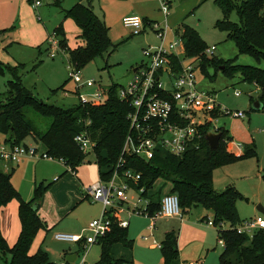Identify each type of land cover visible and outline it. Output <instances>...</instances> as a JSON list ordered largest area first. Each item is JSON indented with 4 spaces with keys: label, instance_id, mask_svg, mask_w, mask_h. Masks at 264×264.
I'll return each instance as SVG.
<instances>
[{
    "label": "trees",
    "instance_id": "16d2710c",
    "mask_svg": "<svg viewBox=\"0 0 264 264\" xmlns=\"http://www.w3.org/2000/svg\"><path fill=\"white\" fill-rule=\"evenodd\" d=\"M89 1V0H88ZM222 12L217 26L227 32L238 50L239 54L253 57L258 63L264 62V0H214ZM235 11L238 22H231L229 15ZM65 17L72 18L79 30L80 38L84 44L69 49L64 41V29L61 24L55 29V37H59V49L68 50V61L75 69L81 70L88 62L102 56L111 46L108 28L104 21L93 11L90 2L86 4L78 1L68 9L63 10ZM181 39L185 55L194 59L199 58V67L205 72L207 66L220 68L230 75H238L239 80L250 83L257 91L256 99L262 103L264 109V66H254L235 63V58L219 60L216 57L208 59L203 54L206 48L198 32L191 26L183 24ZM42 61L40 60L35 69ZM175 70L179 69L175 61ZM23 64L14 67L0 63V72L3 68L10 71L7 89L3 99H0V133L5 136L4 142L17 145L24 144V139L33 135L41 145L43 151L62 160L74 169L84 159L74 141V136L82 130H87L90 138L95 142L94 150L97 163L106 168L101 176L110 177L121 148L128 133L129 120L127 115L133 111L128 102L117 96L120 87L111 83L106 87L105 100L99 105L80 104L63 107L50 104L40 99L30 88L26 87L18 73ZM64 83L59 86L63 90ZM55 90L52 91L54 93ZM252 100L253 97L250 96ZM47 118L49 123L44 130H39L36 124L27 116V112ZM212 116H218L217 111ZM90 120L89 125L85 122ZM209 123L199 127L202 134L198 147L190 148L181 156L158 150L155 155L145 160L136 156H125L123 169L131 168L140 173L136 188L144 187L148 191L155 180L161 178L171 185L170 192L175 193L179 199L182 211L192 206H202L213 213V222L227 223L234 226L240 222L236 201L241 197L234 186L228 185L223 190H217L212 182V174L216 168L254 156L252 149L240 155L227 150L226 141L230 140L229 132L218 128L221 134L218 146L210 148L206 135L209 132ZM264 184V171L261 174ZM132 185V181H129ZM43 187L40 184L35 189V196L29 201L20 198L19 193L11 183V173L0 169V208L12 199L18 200V216L20 232L13 246H8L0 232V256L10 255L6 264H55L48 255L39 249L29 254V248L36 233L45 229L46 223L38 214V199L41 197ZM144 192V194H145ZM159 208L158 203H151L149 213L153 214ZM110 230L98 239L100 244V264H132L121 258H114L111 247L114 243H122L131 247L127 238L126 228H121L112 218ZM219 236L224 239L225 245L219 254V264H264V229L256 231L252 237L237 233L234 229H221ZM163 264H175L178 250L176 233L171 231L165 234L161 243Z\"/></svg>",
    "mask_w": 264,
    "mask_h": 264
},
{
    "label": "rangeland",
    "instance_id": "374dc122",
    "mask_svg": "<svg viewBox=\"0 0 264 264\" xmlns=\"http://www.w3.org/2000/svg\"><path fill=\"white\" fill-rule=\"evenodd\" d=\"M40 1L41 5L34 9L30 0H0V61L10 67L23 64L25 68L18 69V73L22 77L24 85L32 91L34 88V93H37L36 95L43 101L63 107L72 106L78 102V98L73 93L74 85L68 76V50L58 49L54 57H50L48 51L52 50L51 39L59 40V37H55L54 34L59 24L63 26L65 33L63 38L70 50L81 45L83 40L80 38L76 22L63 15L64 9H68L73 3L81 0ZM81 2L86 4L90 0ZM91 3L95 13L99 14L108 28L112 46L102 56L94 58L81 67L82 81L93 78L101 87L108 86L112 82L125 85V80L131 74L132 68L144 60L142 49L158 45L159 40L151 27L154 24L163 25L165 23L164 14L160 10L158 0H142V3H138L137 0H91ZM133 13L147 18L151 24L150 26L145 25L143 32L137 35H131L130 31L122 24V18ZM221 17L222 12L214 0H169L166 24L171 30H180L183 24L193 27L206 47L215 46L212 56L219 60L235 58L237 64L264 66L263 61L258 63L253 57L238 53L235 43L228 38L227 32L217 26V21ZM229 19L231 22H238L235 11L230 13ZM178 52L182 53V50L178 48ZM212 56H207V58L211 59ZM40 60L42 62L33 69ZM194 64L197 66L195 73L198 89L212 91L216 100L223 107L230 110H241L246 117L244 120H240L222 115L213 121L212 126L224 128L230 132L242 153L249 149L255 152L254 156H248L215 169L213 172L214 181L216 184H222L227 177L237 178L238 182L244 185V191L254 193L255 189L249 185L247 179H244L250 175V171H256L259 166L264 167V131L261 130L264 129V109L249 110L250 96L256 95V92H253L254 86L239 80L237 74L230 77L228 73L212 65L207 66L203 72L199 67V62H194ZM10 77V71L3 68L0 72V99H3L5 95L7 81ZM63 83V90L57 89ZM234 89L239 90L241 94L235 96ZM53 90H55L54 93H52ZM81 91L87 92L86 89ZM27 116L39 130H44L49 123L47 118L32 111L27 112ZM1 141L0 134V145ZM27 142L32 143L38 149L41 146L30 140ZM226 145L227 148L230 145L232 147V140H227ZM95 159L96 156L92 150L84 153L83 163L86 166L87 175L95 173L93 166ZM24 163L21 168L15 166V173H17L13 180L19 187V191L17 189L16 191L20 192V198L25 201L33 199L35 189L41 184L43 191L37 203L41 202L39 211L43 214L49 228L55 227V223L52 224V222L60 217L61 221L58 225L70 224L79 229L70 232L59 227L54 230L55 232L85 236L90 234L86 227L92 219L100 216L102 206L85 199L87 189H83L80 185L76 187L74 184L77 200L68 210L69 212L72 209L71 215L67 216L60 209L73 196L69 188L73 184L71 181L74 177L69 172L62 173L64 168L57 163L56 159L31 158L25 159ZM161 184V180H156L152 189L160 187ZM262 198L260 203L263 206V192ZM254 201L259 203L257 200ZM252 207V204L242 203L237 211L239 218L249 216ZM74 215L77 218H74ZM162 220L157 221V228L160 223L162 224ZM133 223L140 225L143 224V221L140 219L131 220L130 228ZM61 243L67 244L68 247L67 242ZM99 250L98 243H95L88 254L89 259L96 261V264H99L97 259ZM219 250L220 245H217L216 251Z\"/></svg>",
    "mask_w": 264,
    "mask_h": 264
},
{
    "label": "built area",
    "instance_id": "2783aa9c",
    "mask_svg": "<svg viewBox=\"0 0 264 264\" xmlns=\"http://www.w3.org/2000/svg\"><path fill=\"white\" fill-rule=\"evenodd\" d=\"M31 2L34 8L41 5L40 0H31ZM158 2L164 14L165 23L154 24L151 28L159 43L142 49L144 60L132 69L130 80L125 85H120L117 90L118 98L133 107V111L127 115L129 128L120 157L108 179L100 178L86 190L92 202L102 204V212L98 218L88 223L86 230L90 234L85 236L57 233L55 234L57 240L82 241L86 246L93 244L110 230L112 218L122 228L128 225L127 219L119 217V213L123 212L129 216L148 218L151 224L158 218L179 216L182 211L179 199L177 194L171 192L161 196L157 211L153 214L149 213L150 201L144 196L145 188L135 187L140 179V173L134 172L131 168H122L125 156L149 160L158 150L181 156L188 149L198 147V141L202 136L200 126L209 123L208 133H217L218 127L212 126V123L220 115H228L232 118L245 117L241 110L223 107L216 100L213 92L197 88L195 73L197 66L194 62H199V58L194 59L185 55L181 31L171 30L166 24L169 0H158ZM122 24L131 35L140 34L145 29L143 18L137 14L123 17ZM178 48L182 50V53L178 52ZM51 49L49 56L54 57L56 50L59 49L54 38L51 39ZM214 50L215 46H207L203 54L212 56ZM174 60L179 66L177 71ZM68 76L74 85L73 93L76 94L80 104L99 105L104 102L106 87H101L93 78L82 81L81 71L75 69L70 63ZM82 89H86L87 92H82ZM90 90L91 92H88ZM233 94L238 96L241 92L234 89ZM213 111H217L218 116H212ZM89 124L90 120H87L85 125ZM74 141L82 153L94 150L95 142L85 129L74 136ZM23 157L53 159L34 146L11 145L5 142L0 145L2 162L16 163ZM129 181L133 184L131 185ZM206 223L214 225L210 219H207ZM218 228H223L222 223L218 224ZM227 228L251 237L256 231L264 229V216L249 217ZM152 243L161 248V243L155 240ZM218 243L221 247L225 245L222 237L218 239ZM75 264H85V254ZM180 264L202 263L190 261Z\"/></svg>",
    "mask_w": 264,
    "mask_h": 264
},
{
    "label": "crops",
    "instance_id": "0c3cea01",
    "mask_svg": "<svg viewBox=\"0 0 264 264\" xmlns=\"http://www.w3.org/2000/svg\"><path fill=\"white\" fill-rule=\"evenodd\" d=\"M137 2L142 3V0H137ZM30 3H32L31 0H30ZM90 4L92 6L91 0H90ZM92 9H93V6H92ZM263 12H264V9H263ZM96 15L99 17V14H96ZM143 20H144L145 25L150 24L149 22L150 20H148L147 18H143ZM83 44L84 42L82 41L81 45ZM48 55H49V51H48ZM0 58H1V55H0ZM0 63L2 62L0 61ZM24 68L25 66L21 69L23 70ZM131 73H132V70H131ZM131 75L132 74L127 76V79L125 80L126 82L124 84H126L130 80ZM105 87H108V86H105ZM33 92H35L34 88H33ZM253 92H256L255 94L257 95V91L255 89H253ZM256 95L252 96L253 97L252 100L249 99V110H253V111L262 110V108L259 110L252 109L253 102L257 100ZM245 118L246 117L237 118V119L244 120ZM261 130L264 131V129H261ZM1 136H2L1 142L4 143L5 136L3 134H1ZM229 136L231 137L233 146L231 147L230 145V147L227 148V150L235 155L242 154V152L239 149L238 144L235 142L233 135L230 132H229ZM28 140L33 141L34 143H38L37 139L33 135L27 136L24 139L23 143L28 146L36 147L32 143H28L27 142ZM41 151H43L42 147L40 148V152ZM31 158L32 157H23L19 162H16V163L2 162L0 160V169H2L4 172L11 173V178H12L11 183L13 187L17 189L18 191H19V187L16 186L15 183L13 182L14 177L16 176V173H17V172L15 173V169L16 167L21 168V165H23V163L25 162V159H31ZM37 158H41V157H37ZM33 159H36V158H33ZM43 159H47V158H43ZM95 160H96L95 164H93L95 168V173L87 175L86 170H85L86 166L83 163L84 159L81 162V164L76 166L74 169L70 168L62 160L56 159L57 163H59V165H61V167L64 168L62 173L66 171V172H69L72 177H74V179L71 181L73 184L69 188L73 196L69 199L70 201L68 200L62 205L60 210L61 212H63V214L65 213V215L67 216L71 215L70 212L72 209L69 212L68 210L70 206H72L77 200L76 198L77 195H76V192L74 191V184L76 185V187L80 185L81 187H83V189H87L91 185L95 184L97 180L100 178L106 180L105 176H101L102 173L106 172V168L103 165L100 166L97 163V158ZM7 166L10 168H8ZM263 171H264V167L259 166L256 171L252 170L249 172L250 174L249 176L244 177V179L248 180L249 185L255 189L254 193L244 191L243 190L244 185L239 183L237 178L227 177V179L222 184H216V182L214 181V176L212 174V182H213L214 187L217 190L221 191L226 186L232 185L240 193L241 197L237 199L236 201L237 211L239 210V207H241L242 203L246 202V204L253 205L249 213V216L244 217V218H239L240 222L249 217H254L257 215L264 216V213L258 211L256 208L257 206H261L264 209V204L262 206L260 203L263 200L262 192L264 193V184H263V180L261 177V174ZM69 179L71 180V177ZM157 180L162 181V184L160 185V187L153 190L152 189L154 185L153 183L152 187L148 191H146L144 194L145 198H147L150 201V204L159 203L161 196L170 192L171 185L169 182H166L165 180L161 178ZM84 197L88 201L92 202L86 193ZM254 200H257L259 203H255L256 201ZM92 203H98L102 206L100 202H92ZM40 206H41V202L40 204L38 203V214L41 217V219L45 221L43 214L39 211ZM119 217L122 219L128 220V225L124 228H126L127 230V238L128 240L131 241V247H126L122 243H119V242L114 243L111 247V254L114 258H121L128 262H131L132 264H163V257H162V253L160 250L161 248L154 246L152 241L155 240L159 243H162L165 237V234L167 232L173 231L176 233V242H177V250H178V255H177L175 264H180L182 262H190V261H199L202 264H219V259H218L219 254L221 253L222 248H223L220 246V250L216 251V247L217 245H219L218 243V239L220 238L219 230L225 229L229 225L227 223L220 222L222 223L223 228H218V224L220 223L215 224L213 222L214 225L207 224L206 223L207 219H210L213 221V213L209 209H206L200 205L192 206L188 210L181 211V214L179 216L170 217V218H158L154 220L152 224L148 218H145L142 216H134V215L129 216L128 214L124 212L119 213ZM74 218H77V217L74 215ZM137 219L142 220L143 224L137 225L136 223H133V226L130 228L131 220L134 221ZM159 219H163L162 220L163 222L162 224L158 223L159 225L157 228V221ZM62 220L64 221V218H62ZM60 221H61V218L58 217L54 222H52V224L55 223L54 225L55 227L53 228H49V225H47V223L45 222L46 227L45 229H40L36 233V236L34 237L32 244L30 245L29 254H34L39 249H41L47 253L49 260L55 264H75L79 262V260L81 259V256L85 254V264H96V261H91V259H89L88 254L92 250L94 244L98 243V241L88 246H86V244L82 241L67 242L68 243V247H67V244L61 243V242H66V241L57 240L55 238V234L65 233V232H55L54 230L55 229L57 230L59 229V227H61L64 230L73 232V231H77L79 228L76 226H72L70 224L58 225ZM20 228H21V225H20V220L18 216V200L12 199L6 205L0 208V232L2 236L4 237V239L6 240L8 246L11 247L16 242L17 237L20 232ZM69 234H75V233H69ZM247 237H250V236H247ZM52 242L55 244H51ZM98 245L100 248L99 243ZM100 250L97 256L98 262H99ZM2 258L3 260H1ZM9 258H10L9 254H6L4 257L0 256V264H6ZM67 259H70L72 262L68 261Z\"/></svg>",
    "mask_w": 264,
    "mask_h": 264
},
{
    "label": "water",
    "instance_id": "95a60500",
    "mask_svg": "<svg viewBox=\"0 0 264 264\" xmlns=\"http://www.w3.org/2000/svg\"><path fill=\"white\" fill-rule=\"evenodd\" d=\"M262 108V103L259 100H256L252 104V109L254 110H259ZM221 134L220 133H208L206 135V140L210 146V148L214 149L218 146L219 139H220ZM258 211L264 213V209L261 206L256 207ZM68 261L72 262L70 259H67Z\"/></svg>",
    "mask_w": 264,
    "mask_h": 264
}]
</instances>
